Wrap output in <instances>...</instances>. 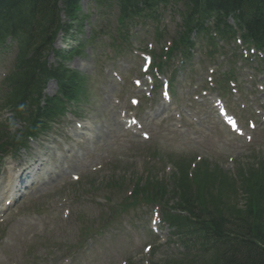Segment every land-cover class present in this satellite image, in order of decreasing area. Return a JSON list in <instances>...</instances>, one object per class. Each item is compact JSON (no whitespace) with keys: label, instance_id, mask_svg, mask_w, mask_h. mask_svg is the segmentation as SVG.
Listing matches in <instances>:
<instances>
[{"label":"rangeland","instance_id":"obj_1","mask_svg":"<svg viewBox=\"0 0 264 264\" xmlns=\"http://www.w3.org/2000/svg\"><path fill=\"white\" fill-rule=\"evenodd\" d=\"M81 4V15H88V20L76 34L77 22L66 42L61 36L59 47L72 49L91 38L82 54L65 60L66 66L80 69L86 80V93L78 103L75 101L77 105L71 112L92 129L90 139L83 133L69 134L74 125L70 123L67 127L65 117H73L70 112L61 118L63 123L53 126L51 130L56 131L58 138L56 150L63 153L62 162L69 169L66 172L61 169L53 176L41 174L37 178L40 190L28 195L27 200H20L9 215L0 218V264H24L26 257L37 264L174 263L183 252L167 239L171 229L160 220V209L155 206L137 208L138 212L131 210L103 229L101 219L109 208L99 204L104 200L100 189H109L108 199L119 204L133 198L127 195L128 182L138 176L142 182L146 179L162 189L168 206L184 195L181 191L180 195H172L170 191L175 187L209 201L216 196L220 202L228 200L232 207L244 206L246 193L240 187L252 184L264 168V136L255 138L250 131L251 124L260 120L264 123V111L257 116L264 93L254 91L250 95L244 89L240 103L237 96L222 97L223 91L209 88L211 78L206 77L204 67L209 64H203L202 53L197 52L177 69L168 89L171 101L162 96L166 87H154L148 95L151 84L142 79L140 56L154 36L146 32V27L142 31L138 27L128 42L119 45L118 39L111 47L113 37H107L100 25L112 35L115 18L110 21L108 16L98 14L96 5L87 4V0ZM6 67L0 64V77ZM219 70L224 73L227 67ZM214 76L222 80L224 87L226 77L218 72L211 77ZM135 79L143 81L142 85L135 84ZM56 91L57 85L47 89L49 95ZM132 98L139 99L138 107L132 104ZM221 106L231 112L229 117L239 119L242 133L223 121L218 112ZM1 114L6 117L9 112ZM135 116L146 125L139 134L126 127V119ZM143 132L150 139L142 137ZM43 142L48 143L45 138ZM48 153L52 156V149ZM50 160L59 161L55 155ZM52 165L55 167L48 164ZM50 200L53 208H49ZM81 215L99 228L97 237L88 238L84 226L79 228ZM79 238L84 246L76 244Z\"/></svg>","mask_w":264,"mask_h":264},{"label":"trees","instance_id":"obj_2","mask_svg":"<svg viewBox=\"0 0 264 264\" xmlns=\"http://www.w3.org/2000/svg\"><path fill=\"white\" fill-rule=\"evenodd\" d=\"M5 1L0 0V4ZM57 1L20 0L21 12L18 11L13 20L14 26L9 16L1 18L7 28L4 34L16 30L22 41L16 69L5 81V99L6 105L17 111L23 120L33 118L36 112V117L41 115L36 96L40 95L48 76L44 58L54 35L62 27ZM158 1L170 0H144L150 5ZM183 1L189 7V19L196 12L203 14L204 10L226 9L228 13L246 10L248 13L259 7V10L264 9V0ZM64 5L69 16H73L78 8L76 0H65ZM15 13L14 6L11 14ZM28 21H32L29 30ZM60 73L65 75L64 71ZM62 85L66 93L74 88L71 79ZM255 179L246 186L248 198L243 209L231 208L228 203L219 204L216 196L209 201L175 187V193L181 191L184 195L176 202L175 213L169 212L167 216L176 228L173 236L184 244L186 253L170 264H264V168Z\"/></svg>","mask_w":264,"mask_h":264},{"label":"bare ground","instance_id":"obj_3","mask_svg":"<svg viewBox=\"0 0 264 264\" xmlns=\"http://www.w3.org/2000/svg\"><path fill=\"white\" fill-rule=\"evenodd\" d=\"M4 3L6 6L0 9V14L1 15L11 14L14 9V6L16 5L15 0H11V1L7 0Z\"/></svg>","mask_w":264,"mask_h":264},{"label":"clouds","instance_id":"obj_4","mask_svg":"<svg viewBox=\"0 0 264 264\" xmlns=\"http://www.w3.org/2000/svg\"><path fill=\"white\" fill-rule=\"evenodd\" d=\"M23 107V106H22ZM19 139V137H17Z\"/></svg>","mask_w":264,"mask_h":264}]
</instances>
